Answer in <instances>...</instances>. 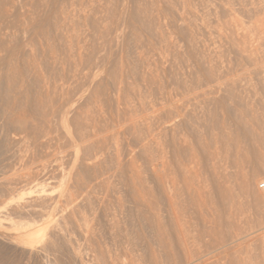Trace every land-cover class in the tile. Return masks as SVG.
Here are the masks:
<instances>
[{
	"label": "rangeland",
	"instance_id": "obj_1",
	"mask_svg": "<svg viewBox=\"0 0 264 264\" xmlns=\"http://www.w3.org/2000/svg\"><path fill=\"white\" fill-rule=\"evenodd\" d=\"M263 177L264 0H0V264H264Z\"/></svg>",
	"mask_w": 264,
	"mask_h": 264
},
{
	"label": "built area",
	"instance_id": "obj_2",
	"mask_svg": "<svg viewBox=\"0 0 264 264\" xmlns=\"http://www.w3.org/2000/svg\"><path fill=\"white\" fill-rule=\"evenodd\" d=\"M257 188L259 190H264V177L260 179L259 182L257 183Z\"/></svg>",
	"mask_w": 264,
	"mask_h": 264
},
{
	"label": "bare ground",
	"instance_id": "obj_3",
	"mask_svg": "<svg viewBox=\"0 0 264 264\" xmlns=\"http://www.w3.org/2000/svg\"><path fill=\"white\" fill-rule=\"evenodd\" d=\"M5 205V204H4ZM1 209V208H0ZM5 209H6V207H5ZM1 210H3V209H1ZM8 220V219H7ZM9 220H11V219H9ZM1 223V222H0ZM29 226V225H28ZM28 226H26V227H28ZM26 239H28V238H26ZM31 239V238H30ZM24 242V241H23ZM25 243V242H24ZM27 243H29V241L27 242ZM26 243V244H27Z\"/></svg>",
	"mask_w": 264,
	"mask_h": 264
}]
</instances>
